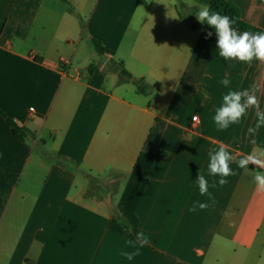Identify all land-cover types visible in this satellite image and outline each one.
Returning a JSON list of instances; mask_svg holds the SVG:
<instances>
[{
    "label": "crops",
    "instance_id": "crops-1",
    "mask_svg": "<svg viewBox=\"0 0 264 264\" xmlns=\"http://www.w3.org/2000/svg\"><path fill=\"white\" fill-rule=\"evenodd\" d=\"M211 1L0 0V109L24 137L0 115V264H264V193L236 162L223 187L208 174L221 143L237 159L264 147L254 108L213 121L253 85L264 111V64L219 56L196 19ZM228 1L264 30V0ZM197 174L216 203L193 212L211 204Z\"/></svg>",
    "mask_w": 264,
    "mask_h": 264
},
{
    "label": "clouds",
    "instance_id": "clouds-1",
    "mask_svg": "<svg viewBox=\"0 0 264 264\" xmlns=\"http://www.w3.org/2000/svg\"><path fill=\"white\" fill-rule=\"evenodd\" d=\"M196 19L210 28L215 30L216 47L219 50L218 54L225 61L236 60L239 62L251 65L255 59L261 64H264V32L238 31L233 25L238 20L228 15H221L219 12L211 11L207 6H201L196 12ZM213 35L211 31L206 33L205 38H210ZM220 83L228 87L230 80L225 77ZM259 91L258 85H253L250 89L241 91L230 90L222 96L220 105L215 109L213 121L219 130H226L231 125L240 123L243 117L247 114L248 109H255L257 122L254 127H250L248 132L250 135H255L258 129L264 126V111L260 109L259 99L256 92ZM256 145V141H252ZM236 162L240 169H244L253 176V181L256 185L257 193H264V147L256 146L250 154L244 155L237 159L227 149V146L221 143L218 149H213L209 153L208 174L213 177H220L218 181L214 180L211 184L212 188L221 187L229 183L227 177L236 175L231 168V163ZM255 166V170H249V165ZM199 193L202 196H207L211 204L207 202H194L193 207L189 211L205 210L210 206H215V197L209 192V181L203 174H197L196 177ZM131 231V229H129ZM139 247H144L150 243V239L143 232L137 233ZM129 243H133L129 241ZM128 260H132L139 252L122 253Z\"/></svg>",
    "mask_w": 264,
    "mask_h": 264
},
{
    "label": "trees",
    "instance_id": "trees-1",
    "mask_svg": "<svg viewBox=\"0 0 264 264\" xmlns=\"http://www.w3.org/2000/svg\"><path fill=\"white\" fill-rule=\"evenodd\" d=\"M62 1L67 2V0H62ZM209 9L211 11L219 12L221 15H228L234 19H237L238 22L235 25H233V27H235L238 31L264 32V30L245 22L242 19L240 8L231 1L212 0L209 5ZM192 27L195 28L196 24H193ZM94 42H95L98 53L103 54L104 50L102 48V45L97 41H94ZM119 73L121 77L120 78L121 82H132L137 87V90L140 93H148L149 91L157 90V87L150 86L149 84L145 82L144 79L133 78L132 75L128 73L127 71H125L124 69H121ZM0 115L6 118L8 123L12 125L14 136L18 140L23 141L24 137L22 133L20 132V128L18 127V125L12 119L8 118L7 115L1 109H0ZM25 264H33V261L27 259Z\"/></svg>",
    "mask_w": 264,
    "mask_h": 264
},
{
    "label": "built area",
    "instance_id": "built-area-1",
    "mask_svg": "<svg viewBox=\"0 0 264 264\" xmlns=\"http://www.w3.org/2000/svg\"><path fill=\"white\" fill-rule=\"evenodd\" d=\"M30 111L33 112L34 109L31 108ZM198 122H199V121H198V118H197V117H193V118H192V125L188 128V131H192L194 125H195V124H198Z\"/></svg>",
    "mask_w": 264,
    "mask_h": 264
}]
</instances>
